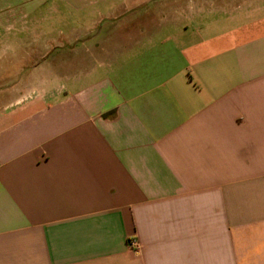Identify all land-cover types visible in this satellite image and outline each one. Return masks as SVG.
Segmentation results:
<instances>
[{
	"label": "crops",
	"instance_id": "obj_1",
	"mask_svg": "<svg viewBox=\"0 0 264 264\" xmlns=\"http://www.w3.org/2000/svg\"><path fill=\"white\" fill-rule=\"evenodd\" d=\"M0 264H264V0H0Z\"/></svg>",
	"mask_w": 264,
	"mask_h": 264
},
{
	"label": "built area",
	"instance_id": "obj_2",
	"mask_svg": "<svg viewBox=\"0 0 264 264\" xmlns=\"http://www.w3.org/2000/svg\"><path fill=\"white\" fill-rule=\"evenodd\" d=\"M133 244H134L135 246H138V245H139V243L137 242V240H134V241H133Z\"/></svg>",
	"mask_w": 264,
	"mask_h": 264
}]
</instances>
